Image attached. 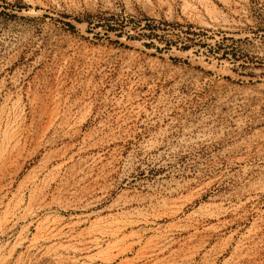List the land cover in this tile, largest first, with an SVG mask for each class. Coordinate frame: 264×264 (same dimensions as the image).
<instances>
[{"label": "rangeland", "instance_id": "rangeland-1", "mask_svg": "<svg viewBox=\"0 0 264 264\" xmlns=\"http://www.w3.org/2000/svg\"><path fill=\"white\" fill-rule=\"evenodd\" d=\"M263 148L264 0H0V264H264Z\"/></svg>", "mask_w": 264, "mask_h": 264}, {"label": "bare ground", "instance_id": "bare-ground-1", "mask_svg": "<svg viewBox=\"0 0 264 264\" xmlns=\"http://www.w3.org/2000/svg\"><path fill=\"white\" fill-rule=\"evenodd\" d=\"M249 146H247V151H250L251 147H250V144H248ZM259 150V149H258ZM252 151V150H251ZM257 157L256 159L260 161V163H263L264 164V148L263 150H260L259 153L256 154ZM251 156V155H250ZM241 157V156H240ZM243 157V156H242ZM248 158V157H247ZM246 157L245 158H239L237 161L238 162H241V160L243 161L244 159H247ZM237 159V158H236ZM235 160V159H234ZM255 162V160H254ZM233 163V162H232ZM235 163V162H234ZM255 164V163H254ZM234 165V164H233ZM253 166V164H251ZM257 165V164H256ZM235 166V165H234ZM248 166V165H247ZM251 166V167H252ZM262 167V166H260ZM264 170V167L263 168H259L258 166H255V167H252V168H247L244 173V176H248L249 178H254L256 175H261V171ZM262 179V178H261ZM261 191H264V182L261 183L260 182V188H259ZM179 212V211H178ZM171 215V214H170ZM157 220V219H156ZM130 221V220H129ZM126 224V223H125Z\"/></svg>", "mask_w": 264, "mask_h": 264}]
</instances>
